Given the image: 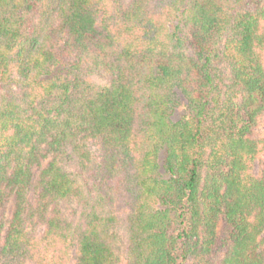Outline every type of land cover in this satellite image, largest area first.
Masks as SVG:
<instances>
[{"label":"trees","instance_id":"obj_1","mask_svg":"<svg viewBox=\"0 0 264 264\" xmlns=\"http://www.w3.org/2000/svg\"><path fill=\"white\" fill-rule=\"evenodd\" d=\"M2 87L0 264H264V0H0Z\"/></svg>","mask_w":264,"mask_h":264},{"label":"rangeland","instance_id":"obj_2","mask_svg":"<svg viewBox=\"0 0 264 264\" xmlns=\"http://www.w3.org/2000/svg\"><path fill=\"white\" fill-rule=\"evenodd\" d=\"M177 13H173V14H170L169 15V24L172 26V25H176L177 24ZM97 77V76H96ZM97 80L99 82H103V78L101 77H98ZM15 86V85H14ZM10 88H7V87H2L1 90H0V99L5 97V96H8L10 93ZM16 89V88H15ZM17 91H19V89L17 88ZM187 103V100L184 98V96L181 97V100L179 101V104H178V109H177V112L174 116V119H178L179 116L183 113L184 111V108H185V104ZM262 130V127H259L256 129V134ZM163 163V161H161ZM253 172L255 175H260L264 172V154H261L254 162V166H253ZM11 212V207L8 206L5 211L2 213V217L3 219L6 221V219L8 218L9 214ZM41 230V229H40ZM226 232L224 231L223 229V225L221 224L219 226V239L223 236H225ZM220 243V242H219ZM222 243V242H221ZM220 243V244H221Z\"/></svg>","mask_w":264,"mask_h":264}]
</instances>
